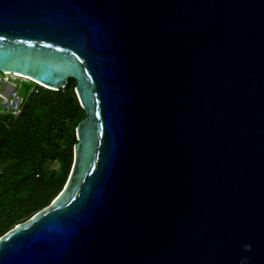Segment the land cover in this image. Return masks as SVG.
Listing matches in <instances>:
<instances>
[{
    "label": "water",
    "instance_id": "95a60500",
    "mask_svg": "<svg viewBox=\"0 0 264 264\" xmlns=\"http://www.w3.org/2000/svg\"><path fill=\"white\" fill-rule=\"evenodd\" d=\"M0 73L85 111L0 264H264V0H0Z\"/></svg>",
    "mask_w": 264,
    "mask_h": 264
},
{
    "label": "trees",
    "instance_id": "16d2710c",
    "mask_svg": "<svg viewBox=\"0 0 264 264\" xmlns=\"http://www.w3.org/2000/svg\"><path fill=\"white\" fill-rule=\"evenodd\" d=\"M28 81L20 111L0 110V235L60 192L73 163L75 128L85 117L73 78L58 90ZM51 161L57 166L48 167Z\"/></svg>",
    "mask_w": 264,
    "mask_h": 264
},
{
    "label": "built area",
    "instance_id": "2783aa9c",
    "mask_svg": "<svg viewBox=\"0 0 264 264\" xmlns=\"http://www.w3.org/2000/svg\"><path fill=\"white\" fill-rule=\"evenodd\" d=\"M14 82H9L6 84L4 90V98L1 101V105L3 110L12 114H17L25 101V96L21 95L19 92V86L17 84H13ZM2 173V169L0 167V175Z\"/></svg>",
    "mask_w": 264,
    "mask_h": 264
},
{
    "label": "rangeland",
    "instance_id": "374dc122",
    "mask_svg": "<svg viewBox=\"0 0 264 264\" xmlns=\"http://www.w3.org/2000/svg\"><path fill=\"white\" fill-rule=\"evenodd\" d=\"M9 82H14L13 84H17L19 86V90L21 95H23L28 89L31 87V83L28 80H25L23 77H18L12 74H3L0 73V110L3 109L1 105V101L4 98V90L6 84ZM48 167H56L57 164L54 161H51L47 164Z\"/></svg>",
    "mask_w": 264,
    "mask_h": 264
},
{
    "label": "bare ground",
    "instance_id": "6f19581e",
    "mask_svg": "<svg viewBox=\"0 0 264 264\" xmlns=\"http://www.w3.org/2000/svg\"><path fill=\"white\" fill-rule=\"evenodd\" d=\"M25 79V78H24Z\"/></svg>",
    "mask_w": 264,
    "mask_h": 264
}]
</instances>
